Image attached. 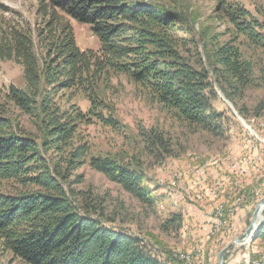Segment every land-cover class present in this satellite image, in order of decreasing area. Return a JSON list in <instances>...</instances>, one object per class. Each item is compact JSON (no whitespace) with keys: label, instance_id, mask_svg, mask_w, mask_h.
I'll list each match as a JSON object with an SVG mask.
<instances>
[{"label":"trees","instance_id":"1","mask_svg":"<svg viewBox=\"0 0 264 264\" xmlns=\"http://www.w3.org/2000/svg\"><path fill=\"white\" fill-rule=\"evenodd\" d=\"M38 2L42 26L34 35L0 18V62L20 65L26 84L0 91V250L24 264H162L142 239L113 227L116 221L100 197L73 189L82 183L80 176L70 181L88 165L126 193L152 202L143 170L110 154L91 156L80 138V129L94 120L119 129L105 114L103 82L123 75L189 127L222 135L215 83L239 108L247 91L264 92V66L239 44L226 43L213 53L212 81L208 71L183 56L177 41L180 13L163 0ZM0 12L14 16L4 5ZM217 12L237 40L264 60V22L227 0H218ZM71 21L90 28L99 51L79 48ZM79 95L88 109L75 103ZM259 108L264 111V99ZM17 113L34 121L41 142L15 120ZM145 140L151 151L170 152L159 133ZM182 227L183 215L174 213L164 229ZM256 239L264 243V225Z\"/></svg>","mask_w":264,"mask_h":264},{"label":"rangeland","instance_id":"2","mask_svg":"<svg viewBox=\"0 0 264 264\" xmlns=\"http://www.w3.org/2000/svg\"><path fill=\"white\" fill-rule=\"evenodd\" d=\"M163 1L180 13L183 30L177 41L183 56L197 69L208 71L212 81L213 53L226 43L239 44L247 57L264 66L261 52L242 38L237 40L221 21L218 0ZM227 1L243 6L264 22V0ZM0 5L14 11V16L0 12V18L9 23H19L33 35L42 26L38 0H0ZM71 25L81 50L99 51V42L88 26L76 21ZM10 86L26 87L23 68L14 61L0 62V91ZM214 89V109L224 118L222 135L189 127L123 75L111 76L101 87L108 106L105 114L117 120L119 129L104 127L95 120L80 129V138L88 143L91 156L110 154L144 171L152 202L126 193L88 165L74 172L70 181L76 182L80 176L82 183L73 185V189L100 197L107 215L116 221L113 227L142 239L162 264H219L221 252L244 238L264 199V111H259L264 92L247 91L236 108L216 83ZM74 101L83 110L89 107L83 95ZM240 109L247 117L239 113ZM14 118L42 141L34 121L18 113ZM156 133L168 141L170 152L161 148L151 151L145 135ZM244 206L250 207L247 219L234 227L237 219L233 222L232 214ZM174 213L183 215V227L178 232L164 229ZM260 216H264V208ZM256 238L233 245L226 253L225 264L264 263V243ZM213 247L216 249L211 251ZM0 264L24 263L0 250Z\"/></svg>","mask_w":264,"mask_h":264},{"label":"water","instance_id":"3","mask_svg":"<svg viewBox=\"0 0 264 264\" xmlns=\"http://www.w3.org/2000/svg\"><path fill=\"white\" fill-rule=\"evenodd\" d=\"M262 208H264V199L259 202L258 207L253 215L252 224L245 232L244 238L243 239L239 238L233 244H231L221 252L219 257V264H225L226 253L233 245L247 243L249 240H253L258 235V233L260 232L261 228L264 225V216H260V212H261L260 210Z\"/></svg>","mask_w":264,"mask_h":264},{"label":"crops","instance_id":"4","mask_svg":"<svg viewBox=\"0 0 264 264\" xmlns=\"http://www.w3.org/2000/svg\"><path fill=\"white\" fill-rule=\"evenodd\" d=\"M249 209H250V207H247V206H244V207H242V208H240V209H238L237 211H235V210H233V209H231V211H235L236 213H233L232 214V216H233V222H234V219L236 218L237 220L234 222V227L236 226V225H239V224H242V223H244V220L246 221V219H247V216H248V214H249ZM237 221H238V224H237ZM242 226L244 227L245 226V224L244 225H241V226H239V231L242 229ZM237 229H238V227H237ZM205 234H206V232H204L203 233V237L205 236ZM216 248H212L211 249V251H214ZM212 253V252H211ZM210 257H212V256H210ZM236 258V257H235ZM212 260V259H211Z\"/></svg>","mask_w":264,"mask_h":264},{"label":"bare ground","instance_id":"5","mask_svg":"<svg viewBox=\"0 0 264 264\" xmlns=\"http://www.w3.org/2000/svg\"><path fill=\"white\" fill-rule=\"evenodd\" d=\"M260 211H261L260 213H262L263 212V208Z\"/></svg>","mask_w":264,"mask_h":264},{"label":"built area","instance_id":"6","mask_svg":"<svg viewBox=\"0 0 264 264\" xmlns=\"http://www.w3.org/2000/svg\"><path fill=\"white\" fill-rule=\"evenodd\" d=\"M261 264H264V263H261Z\"/></svg>","mask_w":264,"mask_h":264}]
</instances>
